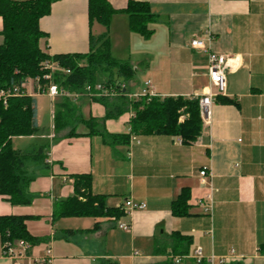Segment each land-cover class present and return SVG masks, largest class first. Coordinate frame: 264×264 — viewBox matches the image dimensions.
I'll return each mask as SVG.
<instances>
[{
	"label": "crops",
	"instance_id": "obj_1",
	"mask_svg": "<svg viewBox=\"0 0 264 264\" xmlns=\"http://www.w3.org/2000/svg\"><path fill=\"white\" fill-rule=\"evenodd\" d=\"M107 1L118 10L127 3ZM136 1L148 4L152 34L141 37L130 30L126 14H114L108 29L112 58L128 62L134 75L145 67L142 77L159 97L197 98L208 92L207 53L189 42L210 32L209 51L231 57L224 98L234 103L214 100L208 124L188 145L164 135L131 134L129 111L104 122L107 133L129 135L126 145L110 146L88 135L82 123L73 127L75 135L70 127L56 132L55 104L62 97L49 98L50 115L43 119L40 96L32 94L39 132L27 136L28 147L12 148L30 152L44 146L47 167L24 163L35 198L29 205L12 206L0 196V216L27 217L28 233L43 241L30 248L25 260L5 258L0 250V264H30L46 246L51 264H195L196 248L204 257L213 256L212 264H264V0ZM38 27L45 34L38 47L49 56L86 54L90 36L104 31L89 24L87 0L54 1ZM136 82L125 85L129 93H135ZM73 104L83 120L105 114L87 98ZM202 170L206 185L199 181ZM81 174L91 176L93 195L104 196L106 207L121 208L124 215L53 219V203L73 195L72 176ZM183 189L189 192L188 214L175 217L170 206ZM208 193L210 215L200 205ZM126 201L145 207L129 212ZM122 223L128 230L119 228ZM173 234L185 240L177 242Z\"/></svg>",
	"mask_w": 264,
	"mask_h": 264
},
{
	"label": "trees",
	"instance_id": "obj_2",
	"mask_svg": "<svg viewBox=\"0 0 264 264\" xmlns=\"http://www.w3.org/2000/svg\"><path fill=\"white\" fill-rule=\"evenodd\" d=\"M54 1L0 0V90L15 86L24 93V84L29 80L33 82L34 89L36 85L45 87L49 81L43 79L44 75H50L51 82L67 93H83L86 86L95 92L97 86H103L109 92L113 91V97L90 99L104 108L103 118L83 120L76 115L73 100L62 97L55 104L54 130L58 132L70 127V135H75L73 127L82 123L88 135L100 136L105 144L126 145L129 135L107 133L104 122L131 111L129 129L133 135H164L177 138L184 145L197 140L201 134L202 121L196 98L153 97L130 101L126 97L128 90L125 85L133 80L135 70L128 62L117 61L110 55L108 29L114 14H126L131 31L145 39L150 37L152 30L148 25L153 17L146 2L127 0L125 7L118 10L107 0H87L89 24L101 25L103 33L96 37L90 36V49L86 54L49 56L38 47L39 39L45 37L39 30L38 21L49 14ZM45 64L57 66L59 70H49L44 67ZM214 100L219 104L234 103L224 96H216ZM180 116L184 117L182 121H179ZM38 132L35 100L32 97H13L8 99L5 106L0 103V196L12 206L29 205L35 198L28 189L33 178L23 171L24 163L32 162L44 168L47 166L44 162V146L30 152L19 151L12 148L10 140L14 136H33ZM72 180L73 195L53 203V219L109 216L119 219L124 215L121 208L106 207L104 196L91 193L90 175H74ZM188 199L189 192L183 189L171 203L173 216L185 217L188 214ZM26 220L25 216H0V241H24L30 248L43 241L28 233ZM96 228L97 224L93 229ZM172 237L177 242L185 240L179 234H173Z\"/></svg>",
	"mask_w": 264,
	"mask_h": 264
},
{
	"label": "built area",
	"instance_id": "obj_3",
	"mask_svg": "<svg viewBox=\"0 0 264 264\" xmlns=\"http://www.w3.org/2000/svg\"><path fill=\"white\" fill-rule=\"evenodd\" d=\"M212 36L210 32H205L204 37L194 36L190 42L189 46L194 49L206 50L207 53V76L209 80L208 92L203 94L202 96L197 97L198 108H199V116L202 121V124H208L209 118V110L210 107L216 98V96H224L226 90V74L231 71V66L229 64L231 57L228 55L217 54L209 51V44L211 42ZM45 68L49 70H59L57 66H53L52 64H45ZM68 73V71H66ZM44 80L49 81L48 85L45 87H39L36 85L34 89L33 82L31 80L27 81L24 84V87L30 86V91L21 92L17 87L6 88L0 90V103L5 106L7 104L8 99L13 97H20L23 95L32 97V94L37 95H45L49 98L54 97H64L70 100L76 101L80 98H97L102 96H110L113 97V91L106 90L103 86H97L96 91L93 92L90 86H86L83 93H67L64 90L58 88L55 84L51 82L50 75H44ZM126 97L130 101L139 100L141 98H153L159 97L155 92L151 82L144 81L140 86L139 93H127ZM199 181L201 184L206 185V172L202 170L199 172ZM203 208V211L207 214L212 213V197L211 193H208L204 198V201L200 203ZM125 206L129 212L134 210H141L145 206L142 203H133L130 201L125 202ZM119 228L122 230H128V225L122 223L119 225ZM0 250L3 257L8 258L13 261H20L29 259V251L30 246L27 242L24 241H16V242H1L0 241ZM214 257H204L200 248H196L193 253V260L196 264H212ZM179 260H175V263H178ZM20 264V263H16ZM30 264H51V256H50V248L46 246L44 255L40 258L34 259L30 261Z\"/></svg>",
	"mask_w": 264,
	"mask_h": 264
},
{
	"label": "rangeland",
	"instance_id": "obj_4",
	"mask_svg": "<svg viewBox=\"0 0 264 264\" xmlns=\"http://www.w3.org/2000/svg\"><path fill=\"white\" fill-rule=\"evenodd\" d=\"M98 26V25H97ZM108 40H109V34H108ZM110 41V40H109ZM113 57V56H111ZM140 70L134 75V80L135 82L137 83H140V85H134L133 90L132 91H135V93H139L140 91V86H141V83L144 81V78L142 77L143 73L145 72L146 68L145 67H142L140 66ZM154 70V68H152ZM135 83V84H136ZM131 90V89H130ZM40 96L37 100H38V109H39V113L40 115L42 114L43 116V119H48L49 118V115H50V106H51V103H50V99L49 97L47 98L45 95H38ZM183 116H180L179 117V121H182L183 120ZM203 125V124H202ZM32 143V141L27 138V136H14L11 138L10 140V144L13 148H19V149H22V148H25V147H28L30 144Z\"/></svg>",
	"mask_w": 264,
	"mask_h": 264
}]
</instances>
